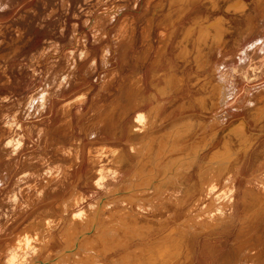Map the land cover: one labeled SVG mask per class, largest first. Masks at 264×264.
Segmentation results:
<instances>
[{
  "label": "rangeland",
  "instance_id": "374dc122",
  "mask_svg": "<svg viewBox=\"0 0 264 264\" xmlns=\"http://www.w3.org/2000/svg\"><path fill=\"white\" fill-rule=\"evenodd\" d=\"M63 1L0 0V5L4 8V14L1 13L4 20L3 17L0 19V22L4 21V32L0 37V40H3L0 55L4 54V61L0 60V228L4 227L0 232V264H5V257L11 259V264H59L61 261L62 264H84V260L89 262L87 264H147V260L151 261L153 258L149 264H178L181 261L179 264H183L187 255L192 264H263L264 223L255 224L252 216L261 208V203L255 199L253 188L257 185V177L264 172V0H220L217 7H214L210 0H202L169 30L157 25L163 16L176 9L174 5H170V0H65V8H62ZM159 1L162 2V7L156 8ZM234 3H240L243 10H228ZM52 10H55V14L46 18ZM150 18L154 24L151 47L148 50L140 35L141 29ZM101 19H104L103 22ZM173 19H176L174 14ZM217 21H222L227 33L220 44L215 46L212 40L220 34L214 27ZM186 27L192 28V34L184 45L182 30ZM19 31L24 34L20 38ZM169 31H172L174 36L165 45L166 41H163L160 35ZM95 33L101 34L99 35L102 40L98 41L99 43L94 42ZM116 38L122 40L115 42ZM107 45H112L113 48L110 64L104 67L101 62V47ZM162 46L164 55H161L160 51ZM40 51H45L46 54L31 67L33 55ZM146 51L148 57L143 60ZM93 62L94 68H90ZM89 68L93 70L90 71ZM105 76L109 80L106 87H103L101 82ZM41 94L45 95V102L41 101ZM226 95L231 96L228 98ZM112 109H115V112ZM68 119L69 123H66ZM173 129L178 131L177 136ZM214 131L216 134L212 137L211 133ZM253 132L262 133V136L249 148L246 142ZM172 133L174 136H171ZM206 136L212 138V144L202 150V142L209 140ZM150 140L153 143L149 142ZM11 141L19 145L13 142L8 147L6 144ZM156 143L158 148L155 147ZM135 145L136 148L140 146V150L136 149ZM163 145L168 146L167 149L171 147L168 150L170 153ZM173 145L176 147H172ZM187 147L190 148L189 151ZM160 148L163 149L162 153ZM117 149H120V152ZM215 152H218V157L212 158ZM194 154H197V159L193 171L184 179L179 178V181L173 175L176 166L187 167L188 157ZM178 157L180 159H176ZM220 158L222 163L228 164L229 170L240 169L233 183V208L231 205L227 212L225 211L229 219L226 218L218 225L217 231L194 234L199 228L194 223H185L187 217V220L201 217L211 205L214 206L216 199L219 198L216 202L218 203L220 197L222 198V187L229 177L226 173H222L221 185L214 190L211 201L199 202V179L203 175L215 178L220 171L219 165H222ZM214 159L218 160V166L215 165ZM208 164L213 167L208 169ZM160 167H166V175H160ZM148 171L152 172L151 175ZM62 172L64 173L61 177L59 175ZM145 173L147 178H150L146 180L147 183L144 182ZM53 178L55 180H51ZM172 181L175 183L173 185L178 187L176 190ZM140 182L147 185L142 184V189L138 184ZM149 182L151 183L148 186ZM40 185L50 187L43 192L39 203L34 193L38 192ZM135 185L139 188L134 189ZM28 186H36L32 188L33 191L37 189L32 197L35 204L33 209L28 208L27 201L21 197L22 188L27 189ZM73 189L75 192L71 191ZM140 189L145 190V193L141 191L140 194ZM249 190L252 193L247 195ZM131 192L133 195L136 193V196L131 195ZM67 193L69 197L71 194L72 199L68 198ZM74 193H77V196ZM152 193L160 195V200L158 196L156 200V195ZM62 199L71 200L72 204L68 201L69 203L65 202L67 204L64 205ZM53 200L56 201L53 203ZM158 200L160 202L157 203ZM57 202L61 203L62 208L57 206ZM73 202L76 204L73 205ZM128 208L132 209L131 212L134 211L130 214ZM124 212L125 214H122ZM133 213L137 214L134 216ZM16 214L21 216L17 217ZM132 218L137 221L133 222ZM182 221L184 224L181 225ZM229 224L230 227H227ZM139 226H142V230ZM223 226H226L227 230ZM143 227L148 229L145 231ZM178 227L183 229L182 235H176L170 251L166 250L167 253L163 247L164 241L167 234L174 233ZM26 228L30 233L33 232L29 234ZM85 228L91 229L89 231ZM172 228L175 229L172 231ZM243 229L245 231H241ZM111 230L115 231L116 235L114 232L110 233ZM250 230L251 239H254L252 245H247L245 235H248ZM68 232L71 233L69 237ZM26 234L31 236L30 249H8L7 240L15 235L16 238H22ZM155 247L157 250H154ZM99 250L104 255H101ZM58 254L61 256L58 257ZM89 259L94 260H90V263ZM145 259L147 260L143 262Z\"/></svg>",
  "mask_w": 264,
  "mask_h": 264
},
{
  "label": "bare ground",
  "instance_id": "6f19581e",
  "mask_svg": "<svg viewBox=\"0 0 264 264\" xmlns=\"http://www.w3.org/2000/svg\"><path fill=\"white\" fill-rule=\"evenodd\" d=\"M202 0H170L169 1V3H170V5H174V7H176V9L172 12V11H170V13H168V14H166L165 16H163L162 17V19L159 21V23H158V25L157 26H162V28L163 27H166V28H168V30L169 29H172V27L173 26H175L176 25V23H177V21H179L180 22V20H181V18L189 11V10H191V8L192 7H194V6H196V5H198L200 2H201ZM204 1V0H203ZM206 1H208V0H206ZM210 1H212L213 2V5H214V7L216 6L217 7V5H218V3H219V1L220 0H210ZM209 3V2H208ZM66 5V1L64 0L63 1V4H62V8L64 7ZM245 6V5H244ZM121 7H122V5H121ZM162 7V2L161 1H159V2H157V4H156V8H161ZM172 7V6H171ZM65 8V7H64ZM121 9V8H120ZM171 9V8H170ZM228 10H231V11H234V12H241L242 10H243V6L240 4V3H234V4H232V5H230L229 6V8H228ZM113 11H114V9H113ZM118 11V10H117ZM1 13H3L4 14V8L0 5V19L3 17V15L1 14ZM116 13V12H115ZM55 14V10H52L50 13H48L47 14V16H46V18H49V17H51L52 15H54ZM173 14L174 15H176V19H173ZM106 16V15H105ZM98 17V16H97ZM96 17V18H97ZM95 18V19H96ZM42 19V18H41ZM218 19V18H217ZM2 20V19H1ZM3 20H4V17H3ZM102 20V19H101ZM104 20V19H103ZM103 20H102V22H103ZM109 21V20H108ZM93 22V21H92ZM91 22V23H92ZM96 22V21H95ZM94 22V23H95ZM87 23V22H86ZM93 23V24H94ZM205 23V22H204ZM214 23V22H213ZM92 24V25H93ZM101 24V23H100ZM153 19L152 18H150V19H148L147 20V22H146V25L143 27V29H141V40H142V42L147 46V49L149 50L150 49V47H151V44H150V39H151V33H152V31H153ZM198 24V23H197ZM6 25V24H5ZM98 25V24H97ZM123 25H124V23H123ZM224 25V24H223ZM223 25H222V21H217L215 24H214V27L216 28V30L217 31H219V35H216V37L212 40L214 43H212L213 45H219L220 44V42L222 41V39H223V36H224V34L225 33H227V30L225 29V28H223ZM101 26V25H100ZM212 26V25H211ZM119 27V26H118ZM121 28V27H120ZM94 29H95V27H94ZM98 29V28H97ZM96 29V30H97ZM102 29V28H101ZM118 29V28H117ZM116 29V30H117ZM128 29V28H127ZM212 29H214L213 27H212ZM4 30V21L2 22H0V37H1V35L3 34V31ZM75 30V29H74ZM122 30H125V29H122ZM167 30V31H168ZM119 31V30H118ZM118 31H116V32H118ZM166 31V30H165ZM174 31V30H173ZM183 40H182V43H184V45L185 44H187V39L189 38V36L192 34V28L191 27H186V28H184L183 30ZM24 32V31H23ZM94 32V31H93ZM115 32V31H114ZM120 32H122V31H120ZM124 33H125V31H123ZM133 32V31H132ZM229 32V31H228ZM230 33V32H229ZM22 32H18V36H19V38L22 36ZM100 33H95L94 34V42H98V41H100V40H102V38H101V34L99 35ZM120 34V33H119ZM126 34V33H125ZM24 35V34H23ZM104 35V34H103ZM124 35V34H123ZM127 35V34H126ZM182 35V34H181ZM97 36V37H96ZM112 36H114V35H112ZM116 36V35H115ZM122 36V35H121ZM173 32L171 31H169V33H161V35H160V37H162V39H163V41H166V44L165 45H167L168 44V42L169 41H171V39L173 38ZM26 37V36H25ZM182 37V36H181ZM180 37V38H181ZM74 38H76L75 37V34H74ZM123 38V37H122ZM122 38H121V40H122ZM202 38V37H201ZM199 39V38H198ZM77 40V39H76ZM120 39H114V41L116 42V41H121ZM202 40H203V38H202ZM114 41H112V42H114ZM152 41V40H151ZM196 41V40H195ZM99 43V42H98ZM97 43V44H98ZM119 43V42H118ZM200 43V42H199ZM198 43V44H199ZM202 43V42H201ZM3 44V40H0V47H1V45ZM175 44H176V42H175ZM197 44V46L199 47V45ZM174 45V44H173ZM183 45V44H182ZM211 45V44H210ZM213 45H212V47H213ZM180 46H181V44H180ZM201 46V45H200ZM127 47H129V46H127ZM196 48V49H199V48ZM15 48V47H14ZM102 48V52H101V62H103V66L104 67H108L109 66V64H110V55H111V51H112V45H107V46H102L101 47ZM218 47H216V49H217ZM184 49V48H183ZM186 49V48H185ZM213 49V48H212ZM221 49H223V48H221ZM181 50V49H180ZM152 51V50H151ZM160 51H161V55L163 54V51H164V46H162L161 47V49H160ZM197 51V50H196ZM195 51V52H196ZM213 51V50H212ZM15 52V51H14ZM45 51H40V52H38L37 53V55H33V57H32V60H31V67L35 64V62L37 61V60H40V59H42L43 57H44V55L46 54V53H44ZM185 52V51H184ZM187 52V51H186ZM147 53H148V51H146V53L144 54V57H143V60H145V58H146V56H147ZM113 54V53H112ZM159 54H160V52H159ZM161 55H160V57H161ZM164 55V54H163ZM166 55V54H165ZM168 55V54H167ZM212 55V54H211ZM184 56V55H183ZM224 56V55H223ZM148 57V56H147ZM157 58H159V57H157ZM164 58V57H163ZM168 58V57H167ZM166 58V59H167ZM177 58V57H176ZM184 58V57H183ZM160 59V58H159ZM158 59V60H159ZM0 60L1 61H4V54L3 55H0ZM137 60V59H136ZM159 62V61H158ZM73 64V63H72ZM71 64V65H72ZM158 65V64H157ZM36 66V65H35ZM255 66V65H254ZM158 67V66H157ZM197 67V66H196ZM90 68H94V62H93V64H91V67ZM90 68H89V70H90ZM3 69V68H2ZM93 69H91L90 71H92ZM213 72H215V71H213ZM211 73V72H210ZM234 73V72H233ZM88 74V73H87ZM258 74V73H257ZM107 75V74H106ZM111 75V74H110ZM109 75V76H110ZM104 76V75H103ZM108 76V75H107ZM107 76H105V78L103 79V78H101V79H103V81L101 82L102 83V85H103V87H106V83L108 82V80L109 79H107L106 77ZM211 76V75H210ZM254 76V75H253ZM256 76V75H255ZM254 76V77H255ZM204 77H206V75L204 76ZM245 77H246V75H245ZM251 77V76H250ZM250 79V78H249ZM140 81V80H139ZM138 81V84L140 83ZM136 82V81H135ZM176 82V81H175ZM137 83V82H136ZM110 84V83H109ZM177 85H179V84H177ZM204 85V84H203ZM133 86V85H132ZM100 87H102V86H100ZM103 87H102V89H103ZM141 87V86H140ZM139 87V89H141ZM137 88V87H136ZM223 88V87H222ZM101 89V90H102ZM105 89V88H104ZM161 89V91H162V88H160ZM160 89L158 90V91H160ZM204 89V88H203ZM138 90V89H137ZM178 90V89H177ZM134 91V90H133ZM165 91V90H164ZM225 91V90H224ZM157 92V91H156ZM41 93V92H40ZM161 93V92H160ZM164 93V92H163ZM232 93V92H231ZM87 94V93H86ZM166 95V94H165ZM232 95V94H231ZM230 95V96H231ZM41 97H40V99H42L41 101H44L45 102V100H46V98H45V95H40ZM83 96V95H82ZM229 95L227 96L226 95V97H230ZM79 97H81V96H79ZM98 98V97H97ZM260 98H261V96H260ZM218 99V98H217ZM211 100V99H210ZM213 100V99H212ZM224 100V99H223ZM225 100H227L226 98H225ZM224 100V101H225ZM28 101V100H27ZM37 101H38V99H37ZM79 101V100H78ZM81 101H83V99H81ZM220 101V100H219ZM229 101V100H228ZM1 102V101H0ZM36 102V101H35ZM40 102V101H39ZM50 102V101H49ZM75 102V101H74ZM137 102V101H136ZM135 102V103H136ZM212 102V101H211ZM226 102V101H225ZM51 103V102H50ZM72 103V102H71ZM82 103V102H81ZM26 104V103H25ZM36 104V103H35ZM40 104H42V103H39V105ZM222 104V103H221ZM32 106H33V104H31ZM117 105V104H116ZM218 105V104H217ZM66 106H69V105H66ZM203 106V105H202ZM225 106H226V104H225ZM67 108V107H66ZM201 108V107H200ZM68 109V108H67ZM102 109V108H101ZM158 109V108H157ZM261 109V108H260ZM66 110V109H65ZM113 110V112H115L114 110L115 109H112ZM112 110H111V112H112ZM160 110V109H159ZM188 110V109H187ZM206 110V109H205ZM225 111V110H224ZM259 111V110H258ZM110 112V113H111ZM158 112V111H157ZM110 113H109V115H110ZM151 113V112H150ZM222 114H223V112H221ZM258 113V112H257ZM68 114V113H67ZM170 114V113H169ZM259 115H260V113H258ZM258 114H257V117H258ZM64 115V114H63ZM103 115V114H102ZM221 115V114H220ZM38 116V115H37ZM106 116V115H105ZM111 116V115H110ZM109 116V117H110ZM222 116V115H221ZM221 116H219V117H221ZM261 116V115H260ZM173 117V116H172ZM201 117H203V116H201ZM222 118V117H221ZM259 118H261V117H259ZM264 118V117H263ZM10 119V118H9ZM106 119H108V118H106ZM190 119V118H189ZM12 121V120H11ZM163 121V120H162ZM223 121V120H222ZM263 121V120H262ZM117 122H119V120L117 121ZM116 122V123H117ZM192 122V121H191ZM191 122H190V124H191ZM214 122V121H213ZM264 122V121H263ZM263 122H262V124H263ZM8 123V122H7ZM13 123V122H12ZM65 123V122H64ZM66 123H69V119H68V122L66 121ZM71 123V122H70ZM101 123H103V122H101ZM169 123V122H168ZM220 123V122H219ZM219 123H218V125H219ZM16 124V123H15ZM106 124V123H105ZM189 124V125H190ZM200 124V123H199ZM258 124V123H257ZM11 125L12 124H10V127L9 128H11ZM67 125V124H66ZM118 125V124H117ZM179 125V124H178ZM183 125H184V123H183ZM186 125H187V123H186ZM206 125V124H205ZM214 125V124H213ZM240 125V124H239ZM104 126V125H103ZM181 126V125H180ZM217 126V125H216ZM221 125H219V127H220ZM262 126V125H261ZM4 127H5V125H4ZM6 127H7V125H6ZM67 127H69L68 125H67ZM191 127V126H190ZM189 128V127H188ZM205 128V127H204ZM25 129V128H24ZM103 129V128H102ZM179 129V128H178ZM185 129H187V127L185 128ZM253 129V128H252ZM8 130V129H7ZM148 130V129H147ZM169 130V129H168ZM174 131H176L175 129H173ZM180 130H181V128H180ZM179 130V131H180ZM183 130V129H182ZM188 130V129H187ZM136 131H138V130H136ZM139 131H140V129H139ZM142 131V130H141ZM209 131V130H208ZM220 131V130H219ZM218 131V132H219ZM236 131V130H235ZM98 132V131H97ZM118 132V131H117ZM116 132V133H117ZM166 132H168V131H166ZM177 132L178 131H176V133L174 132V134H176L175 136H177ZM207 132V131H206ZM237 132V131H236ZM2 133H3V131H2ZM1 133V134H2ZM94 133V132H93ZM171 133V132H170ZM185 133V132H184ZM186 133H187V131H186ZM138 134V133H137ZM140 134V133H139ZM162 134V133H161ZM160 134V135H161ZM179 134V133H178ZM216 134V132L214 131L213 133H211V135H212V137H213V135H215ZM156 135V134H155ZM173 135V133L171 134V136ZM206 135V134H205ZM236 135H237V133H236ZM113 136H114V134H113ZM137 136V135H136ZM161 136H163V135H161ZM169 136V135H168ZM171 136H169V137H171ZM174 136V135H173ZM181 136H182V134H181ZM262 136V133H255V132H253L251 135H249V137L247 138V142H246V140H245V142L248 144V147L250 148V146L253 144V143H255L257 140H258V138L259 137H261ZM4 137V136H3ZM2 137V138H3ZM16 137V136H15ZM156 137V136H155ZM158 137V136H157ZM167 137V136H166ZM203 137V136H202ZM207 138H208V136H206ZM211 137V136H210ZM243 137V136H242ZM241 137V138H242ZM115 138V137H114ZM159 138V137H158ZM195 138V137H194ZM240 138V139H241ZM244 138V137H243ZM14 139V138H13ZM18 139V138H17ZM154 139V137L152 138V140ZM167 139V138H166ZM209 139V138H208ZM138 140V139H137ZM136 140V141H137ZM176 140V139H175ZM199 140H200V138H199ZM118 141V140H117ZM135 141V142H136ZM154 141V140H153ZM157 141V140H156ZM197 141V140H196ZM201 141H202V139H201ZM14 142V141H13ZM13 142L11 141V143H9V145H8V143L6 144L8 147L11 145V144H13ZM19 143H20V140L18 141ZM130 142V141H129ZM145 142V141H144ZM149 142H152L151 140L149 141ZM164 142V141H163ZM244 142V141H243ZM14 143H17V142H14ZM19 143H17L18 145H19ZM131 143H132V141H131ZM153 143V142H152ZM191 143V142H190ZM195 142H193V144H194ZM199 143V142H198ZM203 143V147H202V150H204V148H208V147H210L211 146V144H212V138L211 139H209V140H207V141H203L202 142ZM239 143H241V142H239ZM129 144V143H128ZM149 144V143H148ZM151 144V143H150ZM161 144H163V143H161ZM185 144H186V142H185ZM200 144V143H199ZM199 144H197L198 146H199ZM134 145V144H133ZM147 145V144H146ZM155 145V144H154ZM165 145H166V143H165ZM187 145V144H186ZM192 145V144H191ZM195 145V144H194ZM246 145V144H245ZM244 145V146H245ZM150 146V145H149ZM164 146V145H163ZM181 146V145H180ZM190 146V145H189ZM193 146V145H192ZM197 146V147H198ZM243 146V145H242ZM243 146V147H244ZM16 147V146H15ZM131 147H133L132 145H131ZM140 146H138V148H139ZM146 148H148L147 146H145ZM144 147V148H145ZM156 148H158L157 147V143H156V146H155ZM168 147V146H167ZM167 147L166 146H164L163 148L165 149L166 148V150L168 151L169 149H171V147L169 148V149H167ZM172 147H176V146H172ZM182 147V146H181ZM242 147V148H243ZM13 148V147H12ZM135 148H136V145H135ZM138 148H136V149H138ZM178 148H179V146H178ZM193 148V147H192ZM104 149H105V147H104ZM113 149V148H112ZM150 149H151V147H150ZM162 148H160V152L162 153V150H161ZM187 149H188V147H187ZM190 149V148H189ZM189 149H188V151H189ZM247 149V148H246ZM114 150V149H113ZM116 150V149H115ZM118 150V149H117ZM120 150V149H119ZM118 150V151H119ZM133 150H134V148H133ZM138 150H140V149H138ZM138 150H136V151H138ZM175 150V149H174ZM174 150H172V151H174ZM177 150V149H176ZM179 150H181V149H179ZM178 150V152H180ZM201 150V149H200ZM201 150V151H202ZM243 151H244V149H242ZM242 150H240V151H242ZM118 151H114L115 153H117ZM122 151V150H121ZM129 151V150H128ZM127 151V152H128ZM131 151V150H130ZM129 151V152H130ZM149 151V150H148ZM159 151V150H158ZM166 151V152H167ZM185 151H186V149H185ZM197 151V150H196ZM239 151V152H240ZM246 151V150H245ZM78 152V151H77ZM120 152V151H119ZM134 152H135V150H134ZM142 152V151H141ZM145 152V151H144ZM165 152V151H164ZM164 152H163V154H164ZM165 152V153H166ZM169 152V151H168ZM224 152V151H223ZM227 152V151H226ZM231 152V151H230ZM63 153V152H62ZM113 153V152H112ZM131 153H132V151H131ZM136 153V152H135ZM140 153V152H139ZM160 153V154H161ZM170 153V152H169ZM176 153V152H175ZM191 153V152H190ZM193 153H196V152H194L193 151ZM201 153V152H200ZM242 153V152H241ZM244 153V152H243ZM114 154V153H113ZM122 154V153H121ZM142 154H144L143 152H142ZM163 154H162V156H163ZM172 154V153H171ZM224 154V153H223ZM229 154H231V153H229ZM235 154V153H234ZM233 154V155H234ZM74 155V154H73ZM133 155V154H132ZM135 155V154H134ZM141 155V154H140ZM150 155V154H149ZM158 155V154H157ZM166 155H168V153L166 154ZM187 155V154H186ZM185 155V159L187 158V156ZM213 155V157L212 158H215V156H217L218 157V152H215L214 154H212ZM211 155V156H212ZM219 155H220V153H219ZM226 155V154H225ZM232 155V156H233ZM244 156H245V154H243ZM249 155V154H248ZM75 156V155H74ZM113 156V155H112ZM165 156V155H164ZM241 156H242V154H241ZM102 157V156H101ZM141 157V156H140ZM144 157V156H143ZM158 157V156H157ZM156 157V158H157ZM176 157V156H175ZM197 157V154H194L192 157H188V164H187V167H185V168H181V166H176V165H174L175 163L177 164V161H175V163L173 164L172 163V165H174V166H176V169H175V174H173V175H175L176 176V178H178V180H179V178L180 179H184L186 176H189V174H190V172H192L193 170V168H194V163L196 162V158ZM223 158H224V156H222ZM74 158V157H73ZM160 158H162V157H160ZM174 158V157H173ZM226 158H228L227 156H226ZM239 158V157H238ZM166 159V158H165ZM164 159V160H165ZM176 159H180V157H178V158H176ZM211 159V158H210ZM221 159V158H220ZM225 159V158H224ZM223 159V160H224ZM95 160V159H94ZM140 160V159H139ZM156 160V159H155ZM215 160V165H217V161L218 160H216V159H214ZM214 160H213V163H214ZM227 160H229L230 161V159H227ZM226 160V161H227ZM232 160V159H231ZM234 160V159H233ZM144 161V160H143ZM147 161V160H146ZM180 161V160H179ZM209 161H212V160H209ZM220 161V163H222V159L221 160H219ZM225 161V160H224ZM121 162V161H120ZM138 162H140V161H138ZM181 162V161H180ZM264 162V161H263ZM179 163V162H178ZM203 163V162H202ZM210 163V162H209ZM228 163V162H227ZM239 163V162H238ZM240 163H241V161H240ZM121 164V163H120ZM198 164V163H197ZM212 164V163H211ZM219 164V163H218ZM128 165V164H127ZM179 165H180V163H179ZM205 165V164H204ZM214 165V166H215ZM228 165V164H227ZM227 165L223 162L222 163V165H219V166H221L220 167V171L217 173V175L215 176V178H209L207 175L209 174V172H208V174L206 175L207 177H205V175H203L205 178H203V176L202 177H200L201 179H199L198 177V179L200 180L199 181V189H200V193H201V198L199 199V202H203V201H211L210 199V197H211V195L213 194V192H214V190L216 189V187H218L219 185H221L220 184V179H221V175H222V173H226L229 177L227 178L228 180H226V183L224 184V187H222V188H224V190L221 192L223 195H222V198L220 197V202H218V203H216L217 202V200H219V198L218 199H216L215 200V203H214V201H213V203H214V206L212 207V205L209 207V209L207 210V211H205V213L201 216V217H196L197 219H195V220H187L188 219V217H187V219L184 221L183 219V221L185 222V223H190V225L191 224H195L196 225V227H198L199 228V230L197 231V232H193L194 234L196 233V234H199V233H202L203 231L205 232V231H207L208 233H212V232H215V231H217V229H219V228H217V226L218 225H220L222 222H224L225 220H226V218L227 219H229V217L227 216L226 217V214H225V211L227 212V210L231 207V205H232V208H233V193H234V187H233V183H234V180H235V178H237L236 176H238V174H239V170L240 169H238V168H234V169H232L231 168V170H229L228 168H227ZM230 165V164H229ZM240 165V164H239ZM75 166V165H74ZM74 166H72V167H74ZM146 166V165H145ZM154 166V165H153ZM208 169H210L211 167H213V166H211L210 164H208ZM211 166V167H210ZM218 166V165H217ZM71 167V168H72ZM152 167V166H151ZM157 167V165H155V168ZM200 167V166H199ZM205 167V166H204ZM216 167V166H215ZM70 168V167H69ZM77 168V167H76ZM205 168H207V167H205ZM205 168H203V170H205L206 171V169ZM217 169H219V167H216ZM216 168H214V169H216ZM262 168V167H261ZM64 169V168H63ZM74 169H75V167H74ZM127 169V168H126ZM139 169V168H138ZM165 169H166V167H165ZM165 169L164 168H161L160 167V175H162L163 176V174L165 173V175H166V171H165ZM201 169V168H200ZM207 169V170H208ZM58 170V169H57ZM116 170V169H115ZM129 170V168L127 169V171ZM132 170V169H131ZM150 170V169H149ZM260 170H262V169H259V171ZM263 170H264V166H263ZM56 171V170H55ZM100 171V170H99ZM110 171V170H109ZM124 172H125V170H123ZM152 171V170H151ZM157 171V170H156ZM204 171V172H205ZM209 171V170H208ZM217 171V170H216ZM61 172V171H60ZM74 172V171H73ZM124 172H123V174H124ZM149 172V171H148ZM199 172H201V171H199ZM262 172V171H261ZM260 172V173H261ZM64 172H62L61 173V175H59V176H61L62 177V174H63ZM102 173V172H101ZM122 173V172H121ZM137 172H135V174H136ZM150 173V172H149ZM152 173V172H151ZM151 173H150V175H151ZM158 173V172H157ZM196 173V172H195ZM216 173V172H215ZM214 173V174H215ZM48 174V173H47ZM46 174V175H47ZM148 174V173H147ZM159 174V173H158ZM158 174H156V175H158ZM172 174V173H171ZM192 174V173H191ZM202 174V173H201ZM211 174V173H210ZM45 175V176H46ZM51 175H52V173H51ZM153 176H154V174H152ZM168 175V174H167ZM198 175H200V173L198 174ZM211 175H213V174H211ZM227 175H225L226 177H227ZM58 176V177H59ZM100 176V175H99ZM170 176V175H169ZM255 176V175H254ZM53 177V176H52ZM58 177H56V178H58ZM118 177V176H117ZM146 177V179H144ZM145 177L143 178L145 181V183H147L146 182V180L147 179H150V178H147V176H146V173H145ZM151 177V176H150ZM161 177V176H160ZM224 177V176H223ZM64 178V177H63ZM191 178V177H190ZM194 178V177H193ZM48 179H50L49 177H48ZM60 177H59V181H60ZM99 179V178H98ZM152 179H153V177H152ZM158 179H159V176H158ZM161 179V178H160ZM173 179H175V178H173ZM257 185L253 188V189H255V199L257 200V201H259V203H261V205H259V207H261V208H259L260 210L259 211H256V214L255 215H253V214H250V216L251 215H253L252 216V219L255 221V224H257V225H260V223H264V172H263V174L261 173V175L259 176V177H257ZM51 180H55L54 178L53 179H51ZM77 180V179H76ZM154 180V179H153ZM187 180H188V178H187ZM191 180V179H190ZM62 181V180H61ZM78 181V180H77ZM150 181V180H149ZM160 181V180H159ZM179 181H181V180H179ZM183 181V180H182ZM185 181V180H184ZM222 181V180H221ZM225 181V180H224ZM47 181H45V183H46ZM49 182V181H48ZM47 182V183H48ZM53 182V181H52ZM63 182V181H62ZM76 182V181H75ZM138 182V181H137ZM247 182H249V181H247ZM253 182V181H252ZM44 183V184H45ZM53 183H55V182H53ZM52 183V184H53ZM141 183V182H140ZM140 183H138L139 185H141L142 186V189H143V185L142 184H144L143 182L140 184ZM151 182H149L148 183V186H149V184H150ZM157 183V182H156ZM160 183H162L161 181H160ZM159 183V184H160ZM50 184V183H49ZM62 184V183H61ZM107 184V183H106ZM173 184H175V183H173V181H172V185ZM248 184V183H247ZM250 184V183H249ZM64 185V184H63ZM77 185V184H76ZM75 185V186H76ZM147 184H144V186H146ZM181 185V184H180ZM39 186V185H38ZM147 186V187H148ZM151 186V185H150ZM157 186V185H156ZM160 186V185H159ZM171 186V185H170ZM173 186H175V190H176V188H178V187H176V185H173ZM36 187V186H35ZM35 187H32L33 189L35 188ZM50 187V186H49ZM49 187H48V185L47 186H41L40 185V188H39V190H38V192L36 191V193H34V191L35 190H37V189H35L34 191L32 190V188L30 187V186H28L27 187V189L24 187V189L22 188V190H21V197L25 200V202H26V205H28V208L30 207L31 209H33V208H35V204L33 203V201H32V197H33V195L35 194V199L37 198L39 201V203L41 202V196L43 195V192L46 190V189H49ZM61 187V186H60ZM110 187V186H109ZM134 187V189H135V187H138L139 188V186H133ZM133 187L130 189L131 191H132V189H133ZM155 187V186H154ZM153 187V188H154ZM161 187V186H160ZM76 188V187H75ZM130 188V187H129ZM149 188V187H148ZM157 188V187H156ZM155 188V189H156ZM167 188H170V187H168L167 186ZM173 188V187H172ZM182 188V187H181ZM222 188H220V190L222 189ZM247 188V187H246ZM117 189V188H116ZM147 189V188H146ZM158 189H160L159 187H158ZM253 189L251 190V191H253ZM75 189H73V190H71V191H74ZM119 190V189H118ZM139 190V189H138ZM165 190H167L166 188H165ZM178 190V189H177ZM248 191L247 192V195H249L248 193H252L251 191ZM114 191V190H113ZM122 191V190H121ZM134 191H137V190H134ZM141 191H145V190H141L140 189V194H141ZM147 191H148V189H147ZM152 191H153V189H152ZM151 191V192H152ZM155 191V190H154ZM153 191V192H154ZM158 191V190H157ZM161 191V190H160ZM163 191H164V189H163ZM171 191H173V190H171ZM179 191V190H178ZM244 191H246V190H244ZM48 192V191H47ZM75 192V191H74ZM77 192V191H76ZM138 191H137V193H139ZM175 192V191H174ZM174 192H172L173 194H174ZM220 192V191H219ZM34 193V194H33ZM70 193H72V192H70ZM130 193V192H129ZM145 193V192H144ZM218 193V192H217ZM220 193V194H221ZM244 193V192H243ZM11 194V193H10ZM68 194V198H71V194H70V197H69V193H67ZM75 194V193H74ZM77 194V193H76ZM75 194V195H76ZM78 194H80V193H78ZM112 194V193H111ZM136 194V193H135ZM134 194V195H135ZM140 194H138V196H140ZM152 194H154V193H152ZM163 194V193H162ZM179 194V193H178ZM178 194H176V195H178ZM113 195V194H112ZM131 195H133L132 194V192H131ZM133 195V196H134ZM154 195H156L155 196V199L157 200V196H158V194L156 193V194H154ZM217 195V194H216ZM254 195V194H253ZM77 196V195H76ZM117 196H118V194H117ZM136 196V195H135ZM152 196L153 195H151L150 197L152 198ZM160 196V195H159ZM159 196H158V199L160 200V198H159ZM224 196V197H223ZM13 197H15V196H13ZM45 197V196H44ZM59 197V196H58ZM110 197V196H109ZM115 197H116V195H115ZM124 197H126V196H124ZM149 197V198H150ZM219 197V196H218ZM245 197V196H244ZM251 197V196H250ZM249 197V198H250ZM5 198H9V197H5ZM16 198V197H15ZM61 198V197H60ZM120 198V197H119ZM215 198V197H214ZM45 199V198H44ZM72 199V198H71ZM102 199V198H101ZM130 199V198H129ZM128 199V200H129ZM144 199V198H143ZM147 198H145V200H146ZM153 199H154V197H153ZM3 200H4V198H3ZM8 200V199H7ZM15 200V199H14ZM57 200V199H56ZM56 200H53V203H54V201H56ZM63 200V199H62ZM62 200H58V201H60L61 203H63L64 202V205L65 204H67V203H65V202H70L71 200H68V201H64L63 200V202H62ZM80 200H82V199H80ZM104 200V199H103ZM133 200V199H132ZM135 200V199H134ZM133 200V201H134ZM138 200H140V199H138ZM155 200V201H156ZM157 201V203L158 202H160V201ZM162 200V199H161ZM253 200V199H252ZM251 200V201H252ZM18 201V200H17ZM43 201V200H42ZM72 201H74V200H72ZM78 201H79V199H78ZM77 201V202H78ZM118 201V200H117ZM137 201V200H136ZM154 201V202H155ZM177 201V200H176ZM244 201H246V200H244ZM68 202V203H69ZM99 202H101V201H99ZM116 202V201H115ZM114 202V203H115ZM131 202V201H130ZM154 202H152V203H154ZM164 202V201H163ZM197 202V201H196ZM242 202V201H241ZM248 202V201H247ZM255 202V201H254ZM60 203V204H61ZM71 204H72V202H70ZM132 203V202H131ZM131 203H130V205H131ZM134 203V202H133ZM143 203H145V202H143ZM156 203V202H155ZM154 203V204H155ZM195 203V202H194ZM257 203V202H256ZM59 203L57 202V206H62V205H58ZM76 203L75 202H73V205H75ZM137 204H140V203H137ZM150 204H151V202H150ZM150 204H149V206H150ZM175 204V203H174ZM206 204H208V203H206ZM210 204H212V203H210ZM244 204H245V202H244ZM247 204V203H246ZM245 204V205H246ZM23 206L24 207V205L23 204H20V206ZM111 205V204H110ZM128 205H129V203H128ZM135 205V204H134ZM148 205V204H147ZM152 205V204H151ZM101 206V205H100ZM104 206V205H103ZM108 206V205H107ZM143 206V205H142ZM157 206V205H156ZM161 206V205H160ZM207 205H205V207H206ZM248 206V205H247ZM253 206V205H252ZM27 207V206H26ZM64 207V206H63ZM129 207V206H128ZM130 207H132V206H130ZM129 207V208H130ZM147 207V206H146ZM153 207V206H152ZM174 207V206H173ZM204 207V208H205ZM212 207V208H211ZM243 207V206H242ZM249 207V206H248ZM257 207V206H256ZM62 208V207H61ZM67 208V207H66ZM97 208H98V206H97ZM128 208V209H129ZM136 208V207H135ZM139 208V207H138ZM143 208V207H142ZM154 208V207H153ZM203 208V207H202ZM238 208V207H237ZM257 208V209H258ZM128 209L126 210V211H128ZM190 209V208H189ZM196 209V208H195ZM201 209V208H200ZM246 209V208H245ZM97 210V209H96ZM101 210V209H100ZM132 210V209H131ZM131 210L129 209V211H130V214L134 211H132L131 212ZM141 210H144V209H141ZM147 210V209H146ZM151 210V209H150ZM247 210V209H246ZM255 210V209H254ZM253 210V211H254ZM31 211V210H30ZM61 211H63V209H61ZM65 211V210H64ZM95 211V210H94ZM125 211V212H126ZM158 211V210H157ZM248 211V210H247ZM28 212H29V210H28ZM125 212L124 213H122V214H125ZM146 212V211H145ZM160 212V211H159ZM188 212V211H187ZM201 212V211H200ZM234 212V211H233ZM246 212V211H245ZM258 212V213H257ZM63 213H65V212H62V214ZM99 213H100V211H99ZM199 213V212H198ZM23 214V213H22ZM61 214V215H62ZM114 214V213H113ZM118 214V213H117ZM130 214H128V215H130ZM134 214V216L137 214V213H133ZM195 214V213H194ZM193 214V215H194ZM230 214V213H229ZM229 214H227V215H229ZM81 215V214H80ZM100 215V214H99ZM121 215V214H120ZM156 215V214H155ZM158 215V214H157ZM193 215H192V217H193ZM196 215V214H195ZM233 215V214H232ZM244 215H245V213H244ZM16 216L17 217H20L21 216V214H16ZM26 216V215H25ZM86 216V215H85ZM113 216V215H112ZM114 216H115V214H114ZM113 216V217H114ZM126 216H127V214H126ZM126 216H124V217H126ZM131 216V215H130ZM130 216H128V217H130ZM133 216V215H132ZM131 216V217H132ZM133 216V217H134ZM247 216V215H246ZM76 217V216H75ZM78 217V216H77ZM81 217V216H80ZM115 217H117V216H115ZM120 217V216H119ZM119 217H118V219H119ZM122 217H123V215H122ZM122 217H120V219L122 218ZM140 217V216H139ZM142 217V216H141ZM140 217V218H141ZM233 217V216H232ZM83 218V217H82ZM84 218H86V217H84ZM110 218H112V217H110ZM185 218V217H184ZM244 218V217H243ZM74 219H76V218H73V220ZM77 219H79V217L77 218ZM100 219V218H99ZM136 219V218H135ZM230 219H232L231 218V216H230ZM244 219H247L246 217L244 218ZM250 219V218H249ZM248 219V220H249ZM89 220L91 221V219L89 218ZM130 220V219H129ZM233 220V219H232ZM253 220H252V222H253ZM22 221V220H21ZM46 221H47V219H46ZM84 221V220H83ZM119 220H117V222H118ZM132 221L134 222L135 220H133V218H132ZM137 221V220H136ZM135 221V222H136ZM181 222V225H182V223L184 224V222ZM49 222V221H48ZM79 222H80V219H79ZM78 222V223H79ZM87 222V221H86ZM95 222V221H94ZM99 222V221H98ZM97 222V223H98ZM103 222V221H102ZM111 222V221H110ZM124 222V221H123ZM126 222V221H125ZM229 222V221H228ZM232 222V221H231ZM245 222V221H244ZM44 223V222H43ZM91 223H93V221L91 222ZM105 223V222H104ZM113 223H115V222H113ZM112 223V225L114 226V224ZM254 223V222H253ZM45 224V223H44ZM81 224H83V223H81ZM100 224V223H99ZM106 224H108V223H106ZM116 224V223H115ZM119 224H121V222H119ZM177 224V223H176ZM179 224V223H178ZM234 224V223H233ZM47 225V224H46ZM89 225V224H88ZM91 225V224H90ZM186 225V224H185ZM43 226V225H42ZM82 226V225H81ZM93 226V225H92ZM104 226V225H103ZM107 226V225H106ZM112 226V227H113ZM116 226H118V225H116ZM115 226V227H116ZM134 226H135V224H134ZM187 226V225H186ZM252 226H253V224H252ZM256 226V225H255ZM6 227V226H5ZM88 227V226H87ZM108 227V226H107ZM111 226L109 225V227L108 228H110ZM124 227V226H123ZM122 227V229H124ZM140 227V229H141V227L142 226H139ZM146 227V226H145ZM145 227H143L144 229H145ZM189 227V226H188ZM224 227V226H223ZM226 227V226H225ZM224 227V228H225ZM227 227H230V224H229V226H227ZM244 227V226H243ZM250 227V226H249ZM4 228V227H3ZM3 228H0V232L2 231V229ZM126 228V227H125ZM132 228V227H131ZM149 228H151V227H149ZM191 228V227H190ZM189 228V229H190ZM248 228V227H247ZM251 228V227H250ZM27 229V228H26ZM45 229H47V228H45ZM87 228H85V230H86ZM91 229V228H90ZM90 229L88 228L87 230H89L90 231ZM103 229V228H102ZM101 229V230H102ZM105 230H106V228H104ZM112 229V228H111ZM115 229V228H114ZM148 228H146L145 229V231L147 230ZM175 229V228H174ZM173 228H172V231L174 230ZM177 229V228H176ZM221 229V228H220ZM226 230H227V228H225ZM229 229V228H228ZM254 229L255 228H253L252 230L254 231ZM29 229H27L26 231H28ZM94 230V229H93ZM110 230V229H109ZM113 230V229H112ZM112 230L111 231H109L110 233L112 232ZM127 230V228L124 230V231H126ZM135 230V229H134ZM142 230V229H141ZM183 230V229H182ZM182 230H180V228L178 227V229L177 230H175V232L173 233H171V232H169V233H171L170 235L169 234H167V237L164 235V237H166V239H165V241H164V250H165V252H167L168 251V249H169V251H170V248L172 247L171 246V244H173V241H174V238L176 237V235H182ZM25 231V230H24ZM24 231H22V232H24ZM26 231H25V233H26ZM95 231V230H94ZM103 231V230H102ZM107 231V230H106ZM139 231V230H138ZM190 231H192V230H190ZM222 231H224V229H222ZM241 231H245L244 229L243 230H241ZM33 232V231H32ZM31 232V233H32ZM36 232H37V230H36ZM71 232V231H70ZM85 232V231H84ZM87 232V231H86ZM114 232V234H115V231H113ZM112 232V233H113ZM132 232H134V231H132ZM141 232H143V231H141ZM148 232V231H147ZM19 233V232H18ZM28 233L29 234H31L29 231H28ZM74 233V232H73ZM78 233V232H77ZM89 233V232H88ZM145 233V232H144ZM192 233V232H191ZM192 233V234H193ZM24 234V233H23ZM68 234V237L71 235V233L69 234V232L67 233ZM76 234V233H75ZM97 234V233H96ZM100 234H102V233H100ZM191 234V235H192ZM22 235V234H21ZM77 235V234H76ZM83 235V234H82ZM116 235V234H115ZM115 235H112V236H115ZM213 235V234H212ZM236 235V234H235ZM252 231L250 230L249 232H248V235H245V236H247V242H248V244L247 245H252L253 244V239H254V237H253V239H251L252 238ZM23 236V235H22ZM99 235H97V237H98ZM101 236V235H100ZM109 236V235H108ZM111 236V235H110ZM135 236H136V234H135ZM196 236V235H195ZM209 236V235H208ZM21 237V236H20ZM16 238V235L15 236H13L12 238H10L9 240H7L8 241V245H7V247H8V249H11V247H15V248H17V251L18 250H28V249H30L31 247V236H29L28 234H26V235H24V237H22V238ZM76 237V236H75ZM80 237H81V235H80ZM80 237H79V239H80ZM181 237V236H180ZM193 237V236H192ZM191 237V238H192ZM241 237V236H240ZM243 237V236H242ZM256 237V236H255ZM67 238V237H66ZM66 238H65V240H66ZM103 238V237H102ZM108 238H112V237H108ZM177 238H179V237H177ZM182 238V237H181ZM68 239V238H67ZM70 239V238H69ZM72 239V238H71ZM70 239V240H71ZM78 239V238H77ZM86 239V238H85ZM101 239V238H100ZM104 239V238H103ZM105 239H106V236H105ZM104 239V240H105ZM244 239V238H243ZM264 239V238H263ZM99 240V239H98ZM108 240V239H107ZM110 240H112V239H110ZM177 240V239H176ZM175 240V241H176ZM181 240V239H180ZM189 240V239H188ZM192 240V239H191ZM190 240V241H191ZM196 240V239H195ZM240 240H242V239H240ZM245 240V241H246ZM257 240H259V237H257ZM33 241H34V239H33ZM97 241V240H96ZM100 241V240H99ZM159 241V240H158ZM182 241V240H181ZM184 241V240H183ZM236 241V240H235ZM234 241V242H235ZM77 242V241H76ZM91 242H93V241H91ZM90 242V243H91ZM108 242H109V240H108ZM120 242V241H119ZM192 242V241H191ZM66 243H68L67 241H66ZM70 243V242H69ZM73 244L75 243L74 241L72 242ZM155 243V242H154ZM162 243V242H161ZM160 243V244H161ZM177 243V242H176ZM181 243V242H180ZM34 244V243H33ZM71 244V243H70ZM102 244H103V242H102ZM120 244H122V243H120ZM158 244V243H157ZM1 245V244H0ZM35 245V244H34ZM48 245V244H47ZM149 245V244H148ZM156 245V244H155ZM177 246V245H176ZM43 247V246H42ZM114 247V246H113ZM157 247H160V245L158 246L157 245ZM174 247H175V245H174ZM179 247H180V244H179ZM185 247V246H184ZM245 247H246V245H245ZM3 248V247H2ZM156 248V247H155ZM161 248V247H160ZM176 248V247H175ZM250 248V247H249ZM71 249H72V247H71ZM77 249V248H76ZM88 249V248H87ZM91 248L89 247V250H90ZM112 249V248H111ZM138 249V248H137ZM179 249V248H178ZM188 249V248H187ZM236 249V248H235ZM242 249H243V246H242ZM3 250V249H2ZM89 250H87L88 252H89ZM101 251H102V249H100ZM100 250H99V252H100ZM105 250H106V247H105ZM136 250V249H135ZM154 250H157V248L156 249H154ZM167 250V251H166ZM5 251V250H4ZM104 251V250H103ZM108 251H110V250H108ZM249 251V250H248ZM247 251V252H248ZM67 252V251H66ZM135 252V251H134ZM138 252V251H137ZM147 252V251H146ZM157 252V251H156ZM164 252V253H165ZM172 252V251H171ZM181 252V251H180ZM184 252H186V251H184ZM189 252V251H188ZM235 252V251H234ZM234 252H233V254H234ZM101 253V255L103 254L102 252H100ZM106 253H107V251H106ZM139 253V252H138ZM148 253V255H149V252H147ZM163 253V252H162ZM168 253V252H167ZM166 253V254H167ZM179 253V252H178ZM141 254H143V253H141ZM145 254V253H144ZM158 254V253H157ZM172 254V253H171ZM232 254V255H233ZM237 254H239V253H237ZM88 255V254H87ZM104 255V254H103ZM125 255H127V254H125ZM134 255V254H133ZM139 255V254H138ZM137 255V256H138ZM147 255V254H146ZM151 255H152V253H151ZM167 255H169V254H167ZM173 256H174V254H172ZM181 255V254H180ZM248 255V254H247ZM263 255V254H262ZM59 256H61L60 254H58V257ZM72 256V255H71ZM86 256V255H85ZM90 256V255H89ZM158 256V255H157ZM172 256V257H173ZM237 256V255H236ZM254 256V255H253ZM68 257V256H67ZM87 257V256H86ZM122 257V256H121ZM121 257H120V260H121ZM125 257V256H124ZM123 257V258H124ZM127 257H129V256H127ZM139 257V256H138ZM149 257H151V256H148V258ZM164 257V256H163ZM181 257V256H180ZM179 257V258H180ZM192 257V256H191ZM3 258V257H2ZM1 258V259H2ZM62 258V257H61ZM71 258H73V257H71ZM91 258V257H90ZM96 258V257H95ZM141 258V257H140ZM145 258V257H144ZM143 258V259H144ZM146 258H147V256H146ZM170 258H171V256H170ZM174 259H176L177 258V256H176V258L175 257H173ZM182 258H184V257H182ZM237 258V257H236ZM254 258V257H253ZM31 259V258H30ZM58 259V258H57ZM63 259V258H62ZM67 259V258H66ZM87 259V258H86ZM97 259V258H96ZM129 259V258H128ZM164 259V258H163ZM162 258H161V260H163ZM167 259V258H166ZM165 259V260H166ZM11 260V259H10ZM9 259H6V257H5V264H11L12 262L10 261ZM15 260V259H14ZM26 260V259H25ZM71 260V259H70ZM79 260V259H78ZM84 260V259H83ZM90 260H92V259H89V261ZM94 260V259H93ZM92 260V261H93ZM125 260V259H124ZM133 260V259H132ZM134 260H135V258H134ZM147 259H145L143 262H145ZM153 260H154V258H153ZM153 260H151V261H153ZM170 260H172V259H170ZM179 261H180V259H178ZM185 260V259H184ZM243 260V259H242ZM256 260V259H255ZM58 261H61V260H59L58 259ZM58 261H56L57 263H58ZM87 261V260H86ZM92 261H90V263L92 262ZM97 261V260H96ZM136 262H137V259L135 260ZM150 261V259H148L147 260V264H149L148 262ZM151 261H150V263H151ZM169 261V260H168ZM177 261V260H176ZM244 261V260H243ZM51 262V261H50ZM55 262V261H54ZM62 262V261H61ZM60 262V263H61ZM76 262V261H75ZM78 262V261H77ZM81 262V261H80ZM84 264H87V263H89V262H85V260L84 261H82ZM98 262V261H97ZM164 262V261H163ZM172 262H173V260H172ZM182 262V261H181ZM181 262H179V263H181ZM4 263V262H3ZM59 263V264H60ZM66 263V262H65ZM124 263H126V262H124ZM142 263V262H141ZM167 263H169V262H167ZM166 263V264H167ZM178 263V264H179ZM33 264V263H32ZM35 264V263H34ZM50 264V263H49ZM56 264V263H55ZM62 264V263H61ZM74 264V263H73ZM76 264V263H75ZM78 264V263H77ZM94 264H96V262L94 263ZM140 264V263H139ZM145 264H146V262H145ZM159 264V263H158ZM169 264H175V262L174 263H169ZM177 264V263H176ZM183 264H192L191 263V259L189 258V256L187 255V257H186V260H185V262H183ZM256 264V263H255ZM263 264H264V261H263Z\"/></svg>",
  "mask_w": 264,
  "mask_h": 264
}]
</instances>
